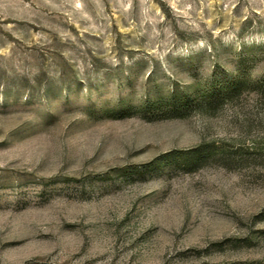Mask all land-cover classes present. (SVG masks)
<instances>
[{
	"label": "rangeland",
	"instance_id": "1",
	"mask_svg": "<svg viewBox=\"0 0 264 264\" xmlns=\"http://www.w3.org/2000/svg\"><path fill=\"white\" fill-rule=\"evenodd\" d=\"M0 264H264V0H0Z\"/></svg>",
	"mask_w": 264,
	"mask_h": 264
},
{
	"label": "trees",
	"instance_id": "2",
	"mask_svg": "<svg viewBox=\"0 0 264 264\" xmlns=\"http://www.w3.org/2000/svg\"><path fill=\"white\" fill-rule=\"evenodd\" d=\"M240 86L237 87V84H232L229 86V88L227 90H217L215 91L214 93L212 92L213 95H222L223 94V97H228L230 95H232L233 93H235V91H237V89L239 88Z\"/></svg>",
	"mask_w": 264,
	"mask_h": 264
}]
</instances>
